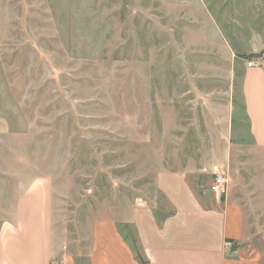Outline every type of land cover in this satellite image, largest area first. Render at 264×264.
<instances>
[{"label": "rangeland", "instance_id": "374dc122", "mask_svg": "<svg viewBox=\"0 0 264 264\" xmlns=\"http://www.w3.org/2000/svg\"><path fill=\"white\" fill-rule=\"evenodd\" d=\"M203 1L235 66L185 49L184 0H0V177L17 150L42 166L66 251L86 253L91 222L110 219L146 264L157 174L186 173L196 192L222 196L216 167L231 174L247 157L233 148L232 111L249 60L264 67V0Z\"/></svg>", "mask_w": 264, "mask_h": 264}, {"label": "crops", "instance_id": "0c3cea01", "mask_svg": "<svg viewBox=\"0 0 264 264\" xmlns=\"http://www.w3.org/2000/svg\"><path fill=\"white\" fill-rule=\"evenodd\" d=\"M183 3L189 10L180 16L191 21L183 31L185 49L217 51L225 61L222 67L235 66V53L204 1ZM240 93L241 104L232 111L241 126L233 148L247 157L231 167V174L229 165L216 167L215 175H228V190L222 196L197 193L186 173L157 174L164 199L155 202L153 237L141 235L146 264H264V67L247 65ZM0 128L9 133L8 124L0 123ZM223 129L230 127L225 124ZM12 156L15 166L4 173L5 179L0 177V264H80L79 256L87 264H143L110 219L91 222L86 253L66 251L68 242L54 225L51 179L42 166L38 170L32 156H21L18 150ZM231 159H237L233 152Z\"/></svg>", "mask_w": 264, "mask_h": 264}, {"label": "built area", "instance_id": "2783aa9c", "mask_svg": "<svg viewBox=\"0 0 264 264\" xmlns=\"http://www.w3.org/2000/svg\"><path fill=\"white\" fill-rule=\"evenodd\" d=\"M248 66L253 67L257 66L255 59L249 60ZM228 185V178L225 172L216 173L211 190L214 191L217 195L226 194Z\"/></svg>", "mask_w": 264, "mask_h": 264}]
</instances>
